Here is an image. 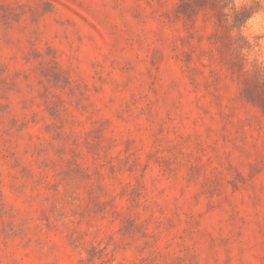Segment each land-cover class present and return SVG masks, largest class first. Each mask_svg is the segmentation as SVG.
<instances>
[{
  "label": "rangeland",
  "instance_id": "1",
  "mask_svg": "<svg viewBox=\"0 0 264 264\" xmlns=\"http://www.w3.org/2000/svg\"><path fill=\"white\" fill-rule=\"evenodd\" d=\"M246 4L0 0V264H264Z\"/></svg>",
  "mask_w": 264,
  "mask_h": 264
},
{
  "label": "snow or ice",
  "instance_id": "2",
  "mask_svg": "<svg viewBox=\"0 0 264 264\" xmlns=\"http://www.w3.org/2000/svg\"><path fill=\"white\" fill-rule=\"evenodd\" d=\"M237 3L241 7L247 6L246 0H237ZM241 22H243V21H241Z\"/></svg>",
  "mask_w": 264,
  "mask_h": 264
}]
</instances>
